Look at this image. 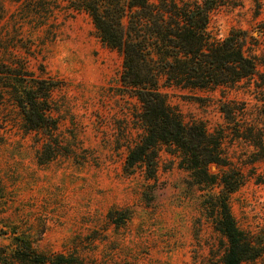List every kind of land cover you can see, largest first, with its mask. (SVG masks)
Wrapping results in <instances>:
<instances>
[{
	"label": "rangeland",
	"instance_id": "374dc122",
	"mask_svg": "<svg viewBox=\"0 0 264 264\" xmlns=\"http://www.w3.org/2000/svg\"><path fill=\"white\" fill-rule=\"evenodd\" d=\"M0 9L5 14L0 46H8L0 57L10 53L25 59L34 75L61 83L53 95L54 116L73 153L37 165L38 136L24 132L10 103L0 104V229L8 231L0 234V247H12L9 232L15 231L31 239L37 252L72 257L78 264H221L225 240L204 205L206 194L218 193L217 187L192 186L164 146L155 180L145 179L140 169L123 170L126 141L131 145L135 138L129 128L135 102L124 104L114 95L122 58L99 41L89 17L54 10L44 21L24 18L19 4L8 1H0ZM262 23L264 0H226L212 13L210 29L218 39L232 30L246 31L245 49L264 60ZM161 91L184 122H201L210 132L224 124L219 101L245 102L249 118L256 116L253 95L242 90ZM247 149L228 148L244 176L228 195V206L240 230L264 236V163L239 165ZM123 215L126 220L116 225ZM244 264H264V256Z\"/></svg>",
	"mask_w": 264,
	"mask_h": 264
},
{
	"label": "trees",
	"instance_id": "16d2710c",
	"mask_svg": "<svg viewBox=\"0 0 264 264\" xmlns=\"http://www.w3.org/2000/svg\"><path fill=\"white\" fill-rule=\"evenodd\" d=\"M0 1L17 3L24 18L42 21L54 10L66 16L86 14L99 41L122 58L114 95L124 104L127 99L135 102L129 112V128L135 131V138L131 145L126 141L123 170L131 174L140 169L145 179L155 180L159 148L164 146L192 178V186L200 191L219 189L216 194H206L209 201L204 205L213 214L215 232L225 240L221 264H244L264 256V236L240 230L228 206V195L244 182L242 169L228 153L229 146L248 148L241 166L264 163V60L245 49L249 42L246 31L232 30L221 39L213 35L211 15L226 0ZM4 15L0 9V19ZM261 28L264 32V23ZM8 54L6 59L5 54L0 57V104L10 103L24 132L38 136L37 165L71 157V147L63 142L60 122L54 116L58 106L53 95L61 90V83L34 75L25 59ZM171 87L242 90L253 95L256 116L249 118L245 102L219 101L224 124L210 132L201 122H184L166 102L161 89ZM112 215H107L110 222ZM125 220L123 215L114 223ZM9 233L12 247H0V264H78L72 257L39 253L31 239ZM0 234L6 236L8 231L0 229Z\"/></svg>",
	"mask_w": 264,
	"mask_h": 264
}]
</instances>
